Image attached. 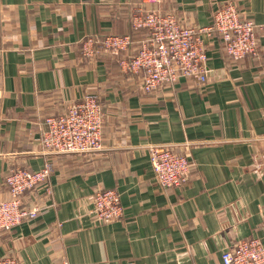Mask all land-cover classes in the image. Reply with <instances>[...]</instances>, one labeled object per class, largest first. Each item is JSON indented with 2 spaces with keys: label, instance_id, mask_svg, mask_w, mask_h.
<instances>
[{
  "label": "crops",
  "instance_id": "1",
  "mask_svg": "<svg viewBox=\"0 0 264 264\" xmlns=\"http://www.w3.org/2000/svg\"><path fill=\"white\" fill-rule=\"evenodd\" d=\"M229 0H0V199L7 174L40 169L48 157L45 119L86 94L103 111V148L60 154L47 181L25 194L39 214L0 228V257L24 264H223L238 240L264 244V30L256 56H230L218 34L207 40L208 78H181L152 92L116 57L82 53L83 38L132 32L140 7L209 25ZM264 23V0H232ZM139 41L145 31L133 32ZM130 52V51H129ZM192 160L188 180L163 187L149 144ZM99 187L117 189L116 220L92 212ZM47 188H50L48 191Z\"/></svg>",
  "mask_w": 264,
  "mask_h": 264
},
{
  "label": "built area",
  "instance_id": "2",
  "mask_svg": "<svg viewBox=\"0 0 264 264\" xmlns=\"http://www.w3.org/2000/svg\"><path fill=\"white\" fill-rule=\"evenodd\" d=\"M161 1L143 0L145 3ZM132 26L148 30L135 55L129 53L130 33L89 35L82 39L81 49L86 57H94L100 50L113 54L126 52L127 55L118 62L121 71L141 75L147 92L187 77L204 84L209 72L207 40L214 34L220 36L226 52L239 59L258 54L259 34L264 30V23H256L243 15L232 0L217 9L212 22L206 26H186L173 12L142 7L133 14ZM45 122L42 140L48 157L40 169L18 167L7 174L10 197L0 199V228L10 229L39 214V207L23 204V197L47 181L53 170L54 157L103 148V111L95 94H86L67 111L46 117ZM147 148L156 178L163 187L180 186L188 180L192 165L189 154L176 152L166 144H149ZM92 212L101 221L119 219L124 212L120 192L110 187L97 188L93 194ZM222 262L264 264V244L258 237L242 238L223 251ZM0 264L24 263L14 256H3ZM128 264L136 263L130 260Z\"/></svg>",
  "mask_w": 264,
  "mask_h": 264
},
{
  "label": "trees",
  "instance_id": "3",
  "mask_svg": "<svg viewBox=\"0 0 264 264\" xmlns=\"http://www.w3.org/2000/svg\"><path fill=\"white\" fill-rule=\"evenodd\" d=\"M132 29H133L132 32H129L131 34V36H132V43L130 45V52L129 53L132 54V55H135L138 52V50H139V47H140V44H141V40L148 35V30L146 28H133V26H132ZM141 29H143L145 31V34L139 41H136L133 32L140 31ZM113 55L116 57L117 62H119V59L121 57H123V56H126L127 53L126 52H122V53L113 54Z\"/></svg>",
  "mask_w": 264,
  "mask_h": 264
}]
</instances>
